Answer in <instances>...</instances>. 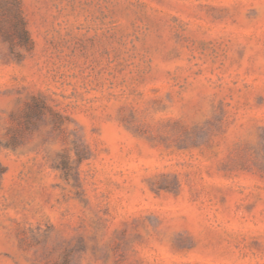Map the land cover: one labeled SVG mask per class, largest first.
<instances>
[{"label":"rangeland","instance_id":"rangeland-1","mask_svg":"<svg viewBox=\"0 0 264 264\" xmlns=\"http://www.w3.org/2000/svg\"><path fill=\"white\" fill-rule=\"evenodd\" d=\"M18 1L0 264H264V0Z\"/></svg>","mask_w":264,"mask_h":264},{"label":"trees","instance_id":"trees-1","mask_svg":"<svg viewBox=\"0 0 264 264\" xmlns=\"http://www.w3.org/2000/svg\"><path fill=\"white\" fill-rule=\"evenodd\" d=\"M13 2L19 6V1L18 0H13ZM16 22L15 24L12 25L14 32H3L7 40L12 41L16 36L19 38L21 37L22 39H28V32L27 29L25 28V24L23 19L20 18V10L17 9L16 14H15ZM0 31L2 32L3 30L0 28ZM17 34V35H16ZM16 35V36H15Z\"/></svg>","mask_w":264,"mask_h":264}]
</instances>
